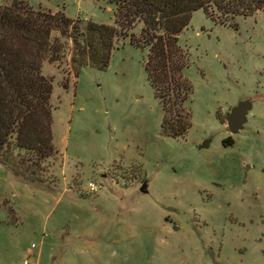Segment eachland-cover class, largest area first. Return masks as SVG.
<instances>
[{
	"label": "rangeland",
	"instance_id": "obj_1",
	"mask_svg": "<svg viewBox=\"0 0 264 264\" xmlns=\"http://www.w3.org/2000/svg\"><path fill=\"white\" fill-rule=\"evenodd\" d=\"M27 1L83 26L115 22L109 0ZM222 22L197 11L179 35L193 95L178 139L163 133L146 49L120 40L105 70L74 77L72 44L53 34L68 43L42 69L58 153L44 185L0 164V264H264V14ZM244 101L253 109L232 134Z\"/></svg>",
	"mask_w": 264,
	"mask_h": 264
},
{
	"label": "trees",
	"instance_id": "obj_2",
	"mask_svg": "<svg viewBox=\"0 0 264 264\" xmlns=\"http://www.w3.org/2000/svg\"><path fill=\"white\" fill-rule=\"evenodd\" d=\"M109 1L116 7L114 25L83 26L64 12L35 10L27 0L0 5V164L14 176L44 185L45 162L58 153L52 131L53 82L42 69L46 61L60 62L68 43L54 33L72 44L74 77L86 67L105 70L120 40L146 49L144 69L163 109V133L178 139L191 128L185 105L193 86L184 78L189 57L179 35L193 14L203 11L209 19L217 15L222 24L264 14V0ZM223 143L231 146L234 140Z\"/></svg>",
	"mask_w": 264,
	"mask_h": 264
},
{
	"label": "water",
	"instance_id": "obj_3",
	"mask_svg": "<svg viewBox=\"0 0 264 264\" xmlns=\"http://www.w3.org/2000/svg\"><path fill=\"white\" fill-rule=\"evenodd\" d=\"M252 109L253 103L251 101L241 102L232 109L228 119V129L232 134H237L244 128ZM208 146L209 142H205L199 146V149H204Z\"/></svg>",
	"mask_w": 264,
	"mask_h": 264
},
{
	"label": "built area",
	"instance_id": "obj_4",
	"mask_svg": "<svg viewBox=\"0 0 264 264\" xmlns=\"http://www.w3.org/2000/svg\"><path fill=\"white\" fill-rule=\"evenodd\" d=\"M90 190H91V191H97L98 188H97L94 184H91V185H90Z\"/></svg>",
	"mask_w": 264,
	"mask_h": 264
},
{
	"label": "crops",
	"instance_id": "obj_5",
	"mask_svg": "<svg viewBox=\"0 0 264 264\" xmlns=\"http://www.w3.org/2000/svg\"><path fill=\"white\" fill-rule=\"evenodd\" d=\"M0 168H1L2 173H5V168L2 165H0Z\"/></svg>",
	"mask_w": 264,
	"mask_h": 264
}]
</instances>
